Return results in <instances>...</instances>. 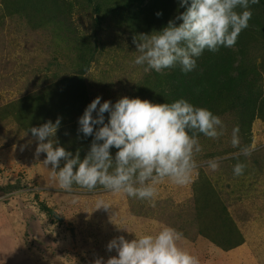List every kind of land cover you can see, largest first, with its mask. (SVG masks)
Wrapping results in <instances>:
<instances>
[{
  "label": "rangeland",
  "instance_id": "374dc122",
  "mask_svg": "<svg viewBox=\"0 0 264 264\" xmlns=\"http://www.w3.org/2000/svg\"><path fill=\"white\" fill-rule=\"evenodd\" d=\"M251 11L234 47L197 59L188 74L195 87L201 76L199 93L182 97L218 115L225 135L200 134L198 175L186 186L165 181L152 207L100 186L61 190L46 154L34 156L29 130L61 118L59 145L83 159L93 137L78 133V119L97 96L113 104L124 96L180 99L179 66L145 73L132 64L133 37L165 27L183 12L178 0H0V264H106L117 254L106 247L113 238L162 225L183 233L181 246L201 264H264V0ZM212 66H224L225 76ZM236 126L241 147L254 146L250 157L231 146ZM215 158L211 171L205 162ZM237 163L246 165L241 176ZM101 198L109 209H96Z\"/></svg>",
  "mask_w": 264,
  "mask_h": 264
},
{
  "label": "clouds",
  "instance_id": "9594fccd",
  "mask_svg": "<svg viewBox=\"0 0 264 264\" xmlns=\"http://www.w3.org/2000/svg\"><path fill=\"white\" fill-rule=\"evenodd\" d=\"M180 12L165 27L150 34L133 37L136 46L134 66L157 73L177 66L187 74L197 67V59L208 50L234 47L240 33L249 27L251 6L259 0H178ZM159 17L162 13L158 12ZM179 21L180 23H177ZM95 113V115H93ZM105 113H108L105 122ZM61 118L48 121L29 132L37 142L34 156L46 154L43 165H50V177L61 190L73 186L93 191L97 186L114 195L147 201L155 207L159 186L165 181L186 186L198 175L195 157L202 152L199 135L219 139L225 135L223 120L207 108L197 107L180 98L171 103H153L127 96L115 104L101 103L97 96L78 119V133L93 137L90 148L81 159L59 145L56 133ZM240 129L231 132V146L238 156L250 157L254 146L241 147ZM115 148V156L111 149ZM63 161V166L61 162ZM211 171L219 169V158L205 162ZM246 165H234L235 176L244 174ZM111 207L103 198L96 209ZM130 232L127 228H121ZM135 234L128 240L123 235L107 244L115 256L106 264H201L200 259L181 246L183 233L162 225L150 233ZM95 264H105L97 259Z\"/></svg>",
  "mask_w": 264,
  "mask_h": 264
},
{
  "label": "trees",
  "instance_id": "16d2710c",
  "mask_svg": "<svg viewBox=\"0 0 264 264\" xmlns=\"http://www.w3.org/2000/svg\"><path fill=\"white\" fill-rule=\"evenodd\" d=\"M183 11H184V9H183ZM220 59L222 60L221 55H220ZM212 65H216V64L212 63ZM215 67L216 66H212V68L214 69V71L216 72V74H218V77L219 76L224 77L225 76V67L223 66L220 69H216ZM177 70H178L177 73L176 74H173V77L174 78H177V82H178L177 84L178 85L177 86L173 85V88H175L173 90V92H178L180 98H182L183 95L185 97H187V96L190 97L192 94H194V92L199 93L198 86H199V83H200V77L201 76H199L198 85L195 87V86H193L191 84L192 77H189L191 73L190 74H188V73L187 74H184L180 69H177ZM230 82H232V81H230ZM207 86H208V84H207ZM198 97H199V95L194 96L193 99L196 100ZM185 99L187 100V98H185Z\"/></svg>",
  "mask_w": 264,
  "mask_h": 264
}]
</instances>
